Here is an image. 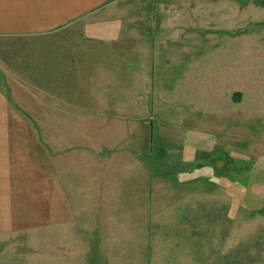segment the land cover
I'll return each mask as SVG.
<instances>
[{
    "label": "rangeland",
    "instance_id": "1",
    "mask_svg": "<svg viewBox=\"0 0 264 264\" xmlns=\"http://www.w3.org/2000/svg\"><path fill=\"white\" fill-rule=\"evenodd\" d=\"M105 12L130 45L148 43L123 53L117 23H103L112 87L99 94L112 93V119L79 120L100 155H69L64 171L77 244L62 253L44 229L20 230L0 240V264H264V0H115ZM25 43L0 38L10 95L5 69L22 72L38 45ZM201 158L212 167L193 170ZM253 169L245 197L229 188ZM86 174L100 175L71 180Z\"/></svg>",
    "mask_w": 264,
    "mask_h": 264
},
{
    "label": "crops",
    "instance_id": "2",
    "mask_svg": "<svg viewBox=\"0 0 264 264\" xmlns=\"http://www.w3.org/2000/svg\"><path fill=\"white\" fill-rule=\"evenodd\" d=\"M114 1L0 0V38L21 39L26 45L43 43L39 48L29 46L34 48L28 51L29 63L24 61L22 72L5 69L19 91L12 90L10 95L0 86V240L20 230L44 229L51 245L62 253L77 244L65 234L71 218L69 179L64 171L70 165L69 155L76 154L87 163L100 155L79 120L101 112L107 113L105 119H112V93L99 94V86L112 87V38L103 33L109 30L103 23L116 22L112 14H104ZM149 16L144 15L146 21ZM125 18L126 23L133 21V15ZM116 23V37L124 40L121 52L131 48L143 52L146 38L130 45V39L121 35L123 27ZM39 81L44 88H37ZM97 176L71 180L87 186ZM90 239L86 242L98 246V238ZM108 243L112 244V237Z\"/></svg>",
    "mask_w": 264,
    "mask_h": 264
},
{
    "label": "trees",
    "instance_id": "3",
    "mask_svg": "<svg viewBox=\"0 0 264 264\" xmlns=\"http://www.w3.org/2000/svg\"><path fill=\"white\" fill-rule=\"evenodd\" d=\"M237 102H239V99L237 100ZM205 153V152H204ZM209 155H210V153H209ZM226 156V158L227 157H229L228 155H225ZM204 157V156H203ZM202 160H205L206 162H202ZM197 161H199V162H197V164H193V170L194 169H197V170H199L200 168H204V167H206V168H211L212 166L211 165H209L208 163H207V160L205 159V158H201L200 160H197ZM225 172L226 171H228L229 170V168L227 167V165H226V167H225ZM254 176H257L256 175V171L253 169V172L250 174V176H247L246 178H243V179H241L239 182H233V184H231L230 186H229V188H231V190L232 191H235V192H238V186L241 188L240 190H239V192L238 193H240L243 197H245V195H246V189H245V187L248 185V184H250V183H252V182H254V180L256 179V177L255 178H252V177ZM220 177V176H219ZM219 181H217L216 183H215V185H221V183L219 182Z\"/></svg>",
    "mask_w": 264,
    "mask_h": 264
}]
</instances>
